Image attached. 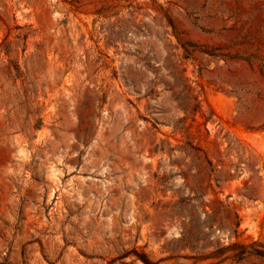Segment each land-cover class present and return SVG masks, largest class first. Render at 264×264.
Returning <instances> with one entry per match:
<instances>
[{"label": "rangeland", "instance_id": "rangeland-1", "mask_svg": "<svg viewBox=\"0 0 264 264\" xmlns=\"http://www.w3.org/2000/svg\"><path fill=\"white\" fill-rule=\"evenodd\" d=\"M0 264H264V0H0Z\"/></svg>", "mask_w": 264, "mask_h": 264}]
</instances>
